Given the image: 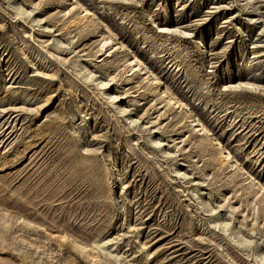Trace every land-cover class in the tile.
<instances>
[{
	"label": "rangeland",
	"instance_id": "obj_1",
	"mask_svg": "<svg viewBox=\"0 0 264 264\" xmlns=\"http://www.w3.org/2000/svg\"><path fill=\"white\" fill-rule=\"evenodd\" d=\"M0 264H264V0H0Z\"/></svg>",
	"mask_w": 264,
	"mask_h": 264
},
{
	"label": "bare ground",
	"instance_id": "obj_2",
	"mask_svg": "<svg viewBox=\"0 0 264 264\" xmlns=\"http://www.w3.org/2000/svg\"><path fill=\"white\" fill-rule=\"evenodd\" d=\"M71 1V0H70ZM81 7V6H80ZM83 8V7H82ZM90 15V13H89V11L87 10V9H84L83 8V15H81L80 17H78V18H76L77 19V21H78V23L80 22V21H84V20H86L87 19V17ZM105 42V41H104ZM106 43H108V42H106ZM105 44V43H104ZM131 62V61H130ZM135 65V66H138V67H141L142 66V63H141V61L137 58V57H134V60H133V62H132V64L130 65V66H132V65ZM133 67V66H132ZM137 67V68H138ZM151 75V74H150ZM153 79L154 80H156L157 78L156 77H154V75H153ZM152 82V81H151ZM164 92L165 91H163L162 92V95L164 94ZM164 96V95H163ZM179 104V103H178ZM181 105V104H180ZM178 107H179V105H178ZM196 122H197V126H199V121L198 120H196ZM200 126H201V124H200ZM202 130H205L204 129V127H203V124H202ZM206 132V131H205ZM218 144V143H217ZM220 151H221V149H220ZM225 159L227 160V161H230L231 160V157H230V154L229 153H226L225 154Z\"/></svg>",
	"mask_w": 264,
	"mask_h": 264
}]
</instances>
